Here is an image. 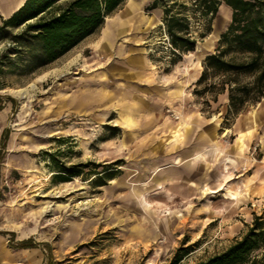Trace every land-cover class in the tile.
Segmentation results:
<instances>
[{"label": "rangeland", "instance_id": "rangeland-1", "mask_svg": "<svg viewBox=\"0 0 264 264\" xmlns=\"http://www.w3.org/2000/svg\"><path fill=\"white\" fill-rule=\"evenodd\" d=\"M153 1L127 0L107 17L104 27L121 22L108 53L97 46L103 27L35 73L2 75L0 264H169L188 245L193 251L180 264H195L226 249L264 211L262 197L241 196L236 185L251 166L235 176L224 147L206 167L189 157L220 139L230 151L240 135L244 147L264 107L263 97L228 115V91L202 92L221 77L197 83L231 10L222 5L211 33L174 61L163 6L149 10ZM180 2L195 34L205 31L209 18L194 14L191 0ZM124 66L145 68L152 84L121 83ZM259 123L247 151L255 163L264 159V117ZM62 165L79 175L60 173ZM28 239L36 246L15 247Z\"/></svg>", "mask_w": 264, "mask_h": 264}, {"label": "trees", "instance_id": "trees-1", "mask_svg": "<svg viewBox=\"0 0 264 264\" xmlns=\"http://www.w3.org/2000/svg\"><path fill=\"white\" fill-rule=\"evenodd\" d=\"M127 0H26L0 24V42H6L0 53V80L8 73H35L99 32L107 17L122 8ZM199 18H209L205 31L195 34L187 5L154 0L149 10L163 6L168 46L174 61L194 51L200 40L211 31V20L221 6L231 10V21L221 34L216 51L203 62L200 85L211 77L220 82L204 90L216 94L228 91V115H238L264 97V0H191ZM244 78H248L245 80ZM0 100V109H2ZM59 172L79 175L74 167L59 166ZM111 171H105L108 174ZM10 234L14 235L13 232ZM33 239L22 240L15 247L33 248ZM192 247L178 248L169 264H180ZM48 264H53L52 258ZM195 264H264V211L255 214L247 231L223 251Z\"/></svg>", "mask_w": 264, "mask_h": 264}, {"label": "crops", "instance_id": "crops-1", "mask_svg": "<svg viewBox=\"0 0 264 264\" xmlns=\"http://www.w3.org/2000/svg\"><path fill=\"white\" fill-rule=\"evenodd\" d=\"M25 1L26 0H0V19H5V18L10 17L16 10H18L25 3ZM119 42L121 43V41H119V37H118L115 41V44L113 47V52H116L118 50L117 45ZM110 49H111V46H110L108 51H110ZM100 56L103 57V54ZM122 70L123 71H121V72L123 74V80L121 81V83H123V84L130 83L131 81H138V80L144 82V85L152 84L151 75L146 73V70H145V68L143 69V67L142 68L141 67L140 68L135 67V69L132 70L130 67L127 68L126 66H124ZM120 88L123 92H125V93L128 92L127 91L128 89H126L124 87H120ZM125 99H126V96H125ZM127 105L129 106V104H127ZM263 117H264V107H260L259 110L256 111V121H254L252 123L253 124L252 133L246 132V125H245L244 120L239 124L238 127L241 128L242 130L245 129L244 131L246 132L245 146L243 148L240 149L239 147L234 146L229 151L228 148H231V146H233V145L227 146L226 144H224V142H225L224 140L220 139L218 141V142H220L219 143L221 145L220 147H218L219 144L217 146L211 147V145H208V142H207L202 146V148H198L199 146L193 147V150H191L190 154H189L190 161L194 160V162H198V163L201 162V164H203V166L206 167L208 164V161L210 162L214 156H218V152L221 151L217 148L224 147L225 151L223 152L222 157H223V162L226 165H228V162L225 161L226 156H231L233 158L235 157L234 159L236 160V163H234V164L232 163V165H231L234 168L232 173L235 176H238L241 174L240 169L242 168V166H245V165L251 166L250 174L247 177H244L243 179L236 182L237 183L236 185L239 186L238 189H239V192H241L240 193L241 196H245L247 198H253V199H256V201L261 202V200H264V159L263 160H257L256 161L257 163H255L253 161V159L247 155V151L249 150L250 143L252 142L251 136L252 135L254 136V130L256 127H258L260 125L259 122L263 119ZM182 127H183V125L179 126L177 128L178 131L180 132V135L174 136L175 139H177L179 136H181ZM227 131H228V129H227ZM230 131H231V129H230ZM224 134H225V132H224ZM235 136L237 138V133ZM236 138H235V140H236ZM201 153H204V157L198 158L197 156ZM227 178L228 179L224 180V182L221 183V186H227L228 181H230L232 177L228 176ZM233 191H235V190H233ZM261 197H262V199L260 200Z\"/></svg>", "mask_w": 264, "mask_h": 264}, {"label": "bare ground", "instance_id": "bare-ground-1", "mask_svg": "<svg viewBox=\"0 0 264 264\" xmlns=\"http://www.w3.org/2000/svg\"><path fill=\"white\" fill-rule=\"evenodd\" d=\"M227 19L225 12L221 13L219 15L218 21L225 22ZM121 24V22L118 19H111L109 23L104 27L100 40L97 42V46L102 52H108L110 46L112 45V40L116 34L117 27ZM220 25H217L216 28L218 29ZM244 139L243 135H240L237 140V145L239 147H243ZM204 157L203 154H199L198 158Z\"/></svg>", "mask_w": 264, "mask_h": 264}, {"label": "built area", "instance_id": "built-area-1", "mask_svg": "<svg viewBox=\"0 0 264 264\" xmlns=\"http://www.w3.org/2000/svg\"><path fill=\"white\" fill-rule=\"evenodd\" d=\"M170 111H171V109H170ZM172 113H174V111H172ZM174 116H175V118H178V115H175V114H174Z\"/></svg>", "mask_w": 264, "mask_h": 264}]
</instances>
